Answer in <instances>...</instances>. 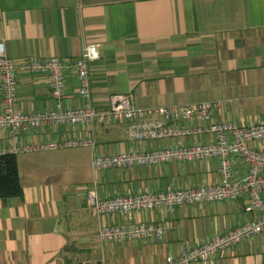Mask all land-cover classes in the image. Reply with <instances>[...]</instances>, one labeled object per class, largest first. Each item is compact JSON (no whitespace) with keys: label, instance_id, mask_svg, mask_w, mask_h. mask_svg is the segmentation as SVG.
Listing matches in <instances>:
<instances>
[{"label":"crops","instance_id":"crops-1","mask_svg":"<svg viewBox=\"0 0 264 264\" xmlns=\"http://www.w3.org/2000/svg\"><path fill=\"white\" fill-rule=\"evenodd\" d=\"M0 43L16 65L74 59L84 45H94L88 101L97 108L111 93L127 94L134 107L218 99L210 120L264 122V0H0ZM63 74L62 105L83 104L72 67ZM15 84L13 109L53 108L45 73L17 70ZM72 137H90L92 146L15 153L20 194L0 198V264H69L73 257L84 264H158L257 215L243 196L96 215L85 198L93 179L102 198L212 184L218 160L93 171L92 154L201 143L211 135L136 141L127 137L125 122L46 123L21 130L17 144ZM10 144L0 129V150ZM250 145L264 148V141ZM233 157V175L240 178L246 165ZM131 222L164 223L165 231L159 241L97 239L99 226ZM190 264H264V232Z\"/></svg>","mask_w":264,"mask_h":264},{"label":"built area","instance_id":"built-area-1","mask_svg":"<svg viewBox=\"0 0 264 264\" xmlns=\"http://www.w3.org/2000/svg\"><path fill=\"white\" fill-rule=\"evenodd\" d=\"M98 57L94 45H84L74 59L61 60L54 56L21 61L17 65L5 54L0 43V129H6L11 144L0 153L46 150L92 146L90 137L66 138L18 145L21 130L36 131L41 125L76 123H126V135L136 141L187 136L196 133L211 135L207 142L193 144H173L150 150L128 149L110 154H92L90 167L93 171L107 168H127L133 165L143 166L170 161H189L193 159L216 158L218 180L212 184H200L161 191L144 190L133 194H117L108 198L99 197L94 186L85 192L86 202L96 215L126 213L129 211L164 208L170 210L182 204H198L220 199H236L243 196L248 207L257 212L253 218L214 234L205 241L192 247H181L176 256H166L158 264H190L193 261L206 262L215 254L233 247L241 240L264 232V148L250 145L264 141V122L236 124L234 121H212L214 110L220 107V100L206 99L191 103L162 104L134 107L130 97L123 93H111L105 107L97 108L89 101L88 67L89 61ZM65 66L75 72L77 94L85 102L77 106H64L61 103L64 94ZM28 69L43 72L47 76L50 96L55 100L53 108L24 112L13 109L17 70ZM241 159L246 169L242 177L233 175L232 165L235 158ZM165 231L164 223L131 222L114 225H102L97 229L100 242L120 240L154 239L159 241ZM69 264H84L73 257Z\"/></svg>","mask_w":264,"mask_h":264},{"label":"trees","instance_id":"trees-1","mask_svg":"<svg viewBox=\"0 0 264 264\" xmlns=\"http://www.w3.org/2000/svg\"><path fill=\"white\" fill-rule=\"evenodd\" d=\"M20 194L17 162L14 153H0V198Z\"/></svg>","mask_w":264,"mask_h":264},{"label":"rangeland","instance_id":"rangeland-1","mask_svg":"<svg viewBox=\"0 0 264 264\" xmlns=\"http://www.w3.org/2000/svg\"><path fill=\"white\" fill-rule=\"evenodd\" d=\"M70 263V262H69Z\"/></svg>","mask_w":264,"mask_h":264}]
</instances>
